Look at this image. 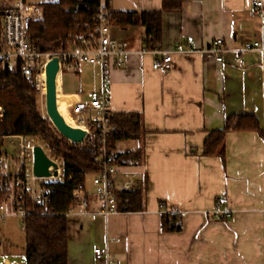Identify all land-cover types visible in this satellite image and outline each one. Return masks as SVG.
<instances>
[{
	"label": "crops",
	"instance_id": "obj_1",
	"mask_svg": "<svg viewBox=\"0 0 264 264\" xmlns=\"http://www.w3.org/2000/svg\"><path fill=\"white\" fill-rule=\"evenodd\" d=\"M254 1L183 0L181 12L164 14L157 48L171 49L194 37L201 50L221 38L234 50L225 53L222 63L203 52L177 53L167 71L155 70L161 54L145 47L144 27L110 24L111 40L125 53L111 60L106 79L99 66L88 63L59 73V94L84 97L106 90L111 112L138 113L144 128L138 138L115 146L117 154L142 152L136 160L119 163L117 175L128 191L141 192L142 208L105 216L88 183L87 213L68 217L69 264H264V56L237 52L262 36L263 18ZM163 2L111 0L110 7L114 12H154ZM86 73L101 75V89L78 91L65 85L67 75L84 89ZM245 112L258 118L262 132L230 131L223 157L203 154L211 132L222 130L229 116ZM32 138L1 136V143L5 150L4 140L19 139L25 154L33 147L25 140ZM221 197L229 200V219L213 217ZM162 204L165 210L187 212L180 231L164 229ZM99 247L109 251L103 260L94 254Z\"/></svg>",
	"mask_w": 264,
	"mask_h": 264
},
{
	"label": "trees",
	"instance_id": "obj_2",
	"mask_svg": "<svg viewBox=\"0 0 264 264\" xmlns=\"http://www.w3.org/2000/svg\"><path fill=\"white\" fill-rule=\"evenodd\" d=\"M102 0H56L41 4L44 21L33 22V42L46 52L64 49L69 33L84 31L98 12ZM109 12L110 24L126 29L136 24L144 27V43L147 49H156L163 41V17L168 12H181L183 0H164L162 9L154 12H114L111 0H104ZM38 89L35 77L26 78L19 72H10L0 65V136H34L40 138L54 158L62 163L61 179L46 185L52 189V197L46 212L38 208L36 214H28L26 224L25 264H69V219L66 213L71 208L74 188L87 181V174L98 173L101 167L96 162L97 150L91 146L78 147L49 127L38 106ZM111 123L117 131L111 136L115 149L119 141L136 139L144 131L142 117L138 113L113 114ZM254 130L262 132L258 118L249 112L234 114L225 121L222 130L212 131L204 143L203 154L224 156L225 139L230 131ZM142 155L141 150L116 152V162L127 163ZM6 192L0 187V202ZM118 210L131 211L142 208L141 192L119 190L116 192ZM163 205V204H162ZM27 207L33 209L31 200ZM163 227L167 231L182 229L179 213L163 212Z\"/></svg>",
	"mask_w": 264,
	"mask_h": 264
},
{
	"label": "built area",
	"instance_id": "obj_3",
	"mask_svg": "<svg viewBox=\"0 0 264 264\" xmlns=\"http://www.w3.org/2000/svg\"><path fill=\"white\" fill-rule=\"evenodd\" d=\"M79 3L84 0H77ZM256 12L263 18L262 36L260 39L246 43L238 50V53L259 51L264 56V0L254 1ZM44 9L39 4L30 0H0V65L10 72H19L26 78H38L46 70V64L54 57L60 60V72L63 68L78 70L83 63L97 65L101 68L102 76L107 78L111 67V60L122 55L125 51L115 44L110 38L109 12L102 0L98 12L92 21L87 23L91 31L90 38L78 35H69L64 49L54 52H46L37 46L32 39L31 27L33 22L44 20ZM234 51L228 48L225 40L219 38L212 41L207 47L198 50L195 48L194 37H189L187 44L179 43L171 49H154L161 57L153 63L155 70L167 71L177 53L203 52L209 59L222 63L227 52ZM237 61L240 58L237 57ZM117 66H122L123 61L118 60ZM77 96V102L72 110L80 115L79 127L86 131L85 140L75 143L67 139L71 144L78 147L91 146L97 150L96 162L101 167L100 172L87 174V181L77 185L72 193V205L66 216L73 215L76 211L86 214L89 206L88 178L94 186V194L101 204L100 213L108 216L118 212V200L116 192L127 190L129 186L118 182L119 164L116 162V151L111 143V136L117 131L111 123L113 113L109 108V100L106 90L91 92L84 97ZM3 109L0 108V116ZM57 129V128H56ZM58 131V130H56ZM58 133L64 137L59 131ZM22 153L10 155L2 147L0 136V187L6 192V197L0 202V218L7 216L20 217L22 228L26 229L25 218L28 214H36L41 207L46 212L52 197V189L42 182L43 180H58L62 175V164L50 155V150L45 151L47 155L59 165V176L51 178H38L26 167L24 145L21 143ZM34 147V145H33ZM33 147L31 148L33 152ZM53 172V167L50 168ZM27 200H31L33 209L27 207ZM229 200L221 197L212 211L214 218L229 219L233 216L231 208L227 207ZM163 212H175L165 210ZM185 217L187 212H177ZM94 254L97 260H103L109 251L107 248H95Z\"/></svg>",
	"mask_w": 264,
	"mask_h": 264
},
{
	"label": "rangeland",
	"instance_id": "obj_4",
	"mask_svg": "<svg viewBox=\"0 0 264 264\" xmlns=\"http://www.w3.org/2000/svg\"><path fill=\"white\" fill-rule=\"evenodd\" d=\"M53 1L56 0H30V2L37 5L46 2H53ZM39 21H44V20H39ZM84 28H85L84 31L69 33L67 35V38L69 37V35H78L81 37L90 38L91 31L87 28V24L84 26ZM83 78H84V83L86 84L84 89H81L80 85L77 82V79L74 82L70 81L67 75L65 77V85L67 87H69V85H75L76 87H78L77 88L78 91H88L94 86H97L99 90L103 85L102 77L100 74L95 75L94 73H90L89 75L86 73ZM36 87L38 89L37 101H38L39 111L41 115L49 122V127L53 131H56L57 129L50 120L46 111L45 93H43L42 90L40 89V83L38 85L36 83ZM70 114L76 115L74 112L71 111ZM78 123L81 124L80 120ZM4 141H5L4 144L5 150L7 151V153H9L10 155H18L21 153L19 139H14L13 141L11 140H4ZM25 141L30 146L40 144L46 149V145L38 137L32 138L31 140L26 139ZM46 150L48 151V149ZM25 154L27 155L25 159L29 160V161L27 160L28 162L26 161L29 166L28 168L32 169V162L30 161V154H32V151L29 149V151L26 152ZM50 155L52 156L51 153ZM54 159L58 160L60 163H63V161L60 158H54ZM91 179H92L91 177L88 178L89 185L92 184ZM42 182L49 183L52 182V180L48 179V180H43ZM25 248H26V233L25 230L22 228V222L20 217L10 215L7 216L6 218H0V264H25Z\"/></svg>",
	"mask_w": 264,
	"mask_h": 264
},
{
	"label": "water",
	"instance_id": "obj_5",
	"mask_svg": "<svg viewBox=\"0 0 264 264\" xmlns=\"http://www.w3.org/2000/svg\"><path fill=\"white\" fill-rule=\"evenodd\" d=\"M59 73L60 60L58 57H54L46 64V111L54 126L65 138L75 143H81L85 140L86 131L79 127L69 115L73 105L77 102V96L59 94ZM51 167H53V172L50 171ZM32 170L38 178L59 176L58 163L50 158L44 147L39 144L33 147Z\"/></svg>",
	"mask_w": 264,
	"mask_h": 264
},
{
	"label": "bare ground",
	"instance_id": "obj_6",
	"mask_svg": "<svg viewBox=\"0 0 264 264\" xmlns=\"http://www.w3.org/2000/svg\"><path fill=\"white\" fill-rule=\"evenodd\" d=\"M40 83V89L42 90L43 93H45L46 96V91H47V85H46V70L41 73V75L38 78V84ZM58 83H59V78H58ZM39 87V86H38ZM60 110V109H59ZM73 112L79 117H75V116H71V118L75 121V123L79 124V120H80V115L73 110Z\"/></svg>",
	"mask_w": 264,
	"mask_h": 264
}]
</instances>
